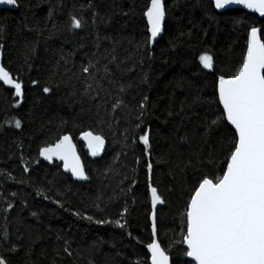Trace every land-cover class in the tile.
I'll use <instances>...</instances> for the list:
<instances>
[{"label":"trees","instance_id":"obj_1","mask_svg":"<svg viewBox=\"0 0 264 264\" xmlns=\"http://www.w3.org/2000/svg\"><path fill=\"white\" fill-rule=\"evenodd\" d=\"M149 2L16 0V9H0L3 66L23 84V96L16 97L14 89L0 82V255L9 264H71L64 258L66 254L57 255L53 250L62 245L56 239L61 233L79 243V248L77 244L73 248L81 255L72 257L78 264H89V259L93 264H110L109 258L112 264H137L138 260L148 264L145 245L152 238L148 215L153 212L149 182L164 201L154 209L161 247L171 264L190 260L183 257L184 246L178 241L186 230L181 214L193 176L176 167L177 153L187 160L192 152L202 149L201 156L207 162L214 147L216 164L201 172L216 174L226 154L221 150L223 138L213 132L205 143L201 122L206 116L215 119L222 112L213 103L215 77L235 71L251 27L259 29L264 41V17L238 7L217 11L211 0H163L164 31L152 47L148 46V55L138 45L147 37L143 13ZM69 13L82 19L83 27L57 32L53 25L63 28ZM205 51L213 56V71L199 64L198 57ZM61 53L68 59L67 64L60 59ZM93 53L102 57L101 63L108 64L104 86L113 98L119 96L128 106L110 112L111 118L106 117L103 123L96 104L80 97L82 84L75 75ZM145 76L147 83L143 82ZM33 80L38 83L33 85ZM45 85L58 87L46 95L42 92ZM144 95L149 99L142 127L151 128L150 158L144 156V146L137 139L141 130L132 134L135 120L134 114L129 115V109H135ZM196 95L201 97L200 105L191 112L185 105L182 122L181 101H190ZM106 111L107 106L99 116ZM15 119L21 120V129L14 127ZM227 128L231 130L230 125ZM84 131L105 138L106 147L100 157H91L79 140ZM63 134L74 140L88 181H76L62 171L61 163L47 164L39 158V148L54 143ZM181 136L186 139L180 140ZM169 145L176 147L171 155ZM223 147L227 148L226 143ZM149 160L153 164L151 181L145 166ZM25 166L29 173L23 172ZM37 189L49 199L38 196ZM54 200L61 201L63 207ZM125 207L126 231L72 214L78 211L96 219L115 220L121 218ZM35 234L40 238L31 243ZM93 241L102 243L98 252L88 256L83 249ZM12 244L18 246L15 252L10 250Z\"/></svg>","mask_w":264,"mask_h":264},{"label":"snow or ice","instance_id":"obj_2","mask_svg":"<svg viewBox=\"0 0 264 264\" xmlns=\"http://www.w3.org/2000/svg\"><path fill=\"white\" fill-rule=\"evenodd\" d=\"M211 3L216 9H223L226 5L232 4L243 5L264 16V0H211ZM0 4L15 5L16 0H0ZM143 15L147 19V37L138 47L151 55L147 48L162 32V21L166 16L162 0H150ZM53 27L57 32H73L83 27V21L69 13L63 28L56 27L55 24ZM34 48L33 44L29 52L31 53ZM60 59L65 64L68 63L63 53ZM115 59L113 56L112 60ZM101 60L102 57L93 53L86 63L80 65L79 73L75 75L82 84L80 97L92 100L96 104L98 118L103 123L106 117L111 118L110 112L128 106L119 96L113 98L111 90L104 86L103 82L107 79L106 74L109 73V67L108 64L101 63ZM198 60L202 69L214 70L213 56L209 52H202ZM0 82L14 89L16 97L23 96L22 82L18 78H13L3 66H0ZM143 82L147 83L146 76ZM37 83L36 80L32 81L33 85ZM108 83L111 84L114 81L109 80ZM177 86L179 87L180 84L178 83ZM53 87H58V85H45L42 92L46 95L50 94ZM123 90L122 85L121 91ZM148 99V96L144 95L135 109H129V115L134 114L135 120L132 134L135 136L136 130H141L137 139L144 146V156L150 158L152 155L150 151L151 128L142 127L148 115ZM109 100L113 102L109 104ZM19 102V100L16 101V103ZM200 103L199 95L193 96L190 101L187 98L181 101V121L185 119L183 115L185 105L191 112ZM213 103L216 104L217 111L222 108V112L215 119L209 120L207 116L204 118L201 122L203 125L201 135L205 143L212 137L213 132L219 133L223 138L221 150L226 154L224 161L215 169L216 174L213 175L212 171L201 172L202 168H210L216 164L212 154L215 151L214 147L209 152L207 162L201 156L202 149L192 152L187 160L180 158L177 153L176 167L185 174L191 172L193 176L190 189L186 194L184 211L181 214L186 230L182 231V238L178 241L184 246L182 248L183 257L190 258V260H184L181 264H264V41L261 40L256 27H251L247 32L246 49L235 71L228 75L221 73L215 77ZM105 106L109 111L99 116V111ZM225 121L226 124H224ZM228 125L231 126V130L227 128ZM221 126L224 128L223 132H221ZM14 127L21 129L20 119L14 120ZM80 137L86 142L92 156L99 155L105 145L103 135L94 134L92 131L81 132ZM179 139L185 140L186 137L181 136ZM224 143L227 145L226 149L223 147ZM173 152H176L175 145H169L168 154L171 155ZM38 155L45 161L52 162L53 158L62 161L64 170L70 171L72 177L87 179L72 137L68 134L59 135L54 143L49 142L46 146L40 147ZM139 162L137 159V163ZM145 166L149 173V181H151L153 164L149 160ZM23 172L29 173V168L25 166ZM8 175L10 177V174ZM18 182L24 183L25 181ZM132 183L134 184L135 181ZM36 192L38 196L44 195L40 189ZM148 192L153 209L157 204L164 203L158 189L151 182L148 184ZM44 199H49V197L44 195ZM53 203L58 207H63V203L59 200H54ZM8 207L12 208L13 205L9 204ZM127 211L125 207L120 213L121 218L115 220L96 219L92 215H82L78 211L72 214L78 219L82 218L97 225L111 223L126 231L127 221L124 216ZM148 220L151 221L152 231L151 242L145 245L148 264H170L169 255L158 242L155 211L149 213ZM128 235L130 236L131 233ZM39 238V234H35L31 243H35ZM56 239L62 241L60 248L53 249L56 254L60 255L62 252L66 254L64 258L70 260L71 264H78V261L72 260V257L81 255V251L73 248V244H77L79 248V243L72 236L64 233L58 235ZM99 243L102 241H93L83 249V252L88 256L94 255L99 251ZM17 247L16 244H12L10 250L15 252ZM109 262L112 264L111 258ZM0 264H9V261L0 255ZM89 264H93L91 259H89ZM137 264H140L139 260Z\"/></svg>","mask_w":264,"mask_h":264},{"label":"water","instance_id":"obj_3","mask_svg":"<svg viewBox=\"0 0 264 264\" xmlns=\"http://www.w3.org/2000/svg\"><path fill=\"white\" fill-rule=\"evenodd\" d=\"M162 2H163V0H162ZM163 4H164V2H163ZM230 7H238V8H241V9L247 11V12L255 13V14H257L258 16H261L259 13L255 12L254 10L245 8L243 5L232 4V5H226L225 8H223V9H216L215 7H214V8H215L217 11H222V10H224V9H226V8H230ZM1 8L16 9V8H17V3H16L15 5L0 4V9H1ZM261 17H264V16H261ZM145 19H146V18H145ZM164 21H165V19L162 21V32H161V33L155 38V40L153 41V44L151 45V47H152V46L154 45V43H155L157 40H159L160 37L162 36L163 31H164ZM146 23H147V19H146ZM256 28H257V27H256ZM257 29H258V28H257ZM258 34H259V29H258ZM259 36H260V34H259ZM3 57H4V56H3V53H2V51H0V66H3ZM3 67H4V66H3ZM1 83H2V82H1ZM94 134H95V133H94ZM68 135H69V134H68ZM79 140L83 142V144L85 145L86 150H87L88 153H89V150H88V147H87L86 142H85L83 139H81L80 136H79ZM72 142H73V145H74V147H75L76 153H77V155H78L79 158H80L81 165H82V167L84 168V165H83L82 159H81V157H80V154L78 153L77 146H76V144H75V142H74L73 139H72ZM105 147H106V142H105L104 147H103L102 150L100 151L99 155H97V156H92L90 153H89V155H90L91 157H93V158L100 157V156L103 154V152H104V150H105ZM39 158H40L43 162H45V163H47V164H52L54 161H57V162L61 163V169H62V171H63L64 173H66V174L71 175V172H70V171H65V170H64V168H63V162H62V161H58V160H56L55 158H53V161H52V162H49V161H45V160H43L42 157H39ZM84 171H85V169H84ZM85 175H86V172H85ZM86 176H87V175H86ZM71 177H72V175H71ZM72 178H73L74 180H76V181H80V182H86V181H88V177H87L86 180L77 179V178H75V177H72ZM153 211H154V209H153ZM158 242H159V241H158ZM166 254H167V253H166ZM189 259H190V258H189ZM170 264H171V260H170Z\"/></svg>","mask_w":264,"mask_h":264}]
</instances>
